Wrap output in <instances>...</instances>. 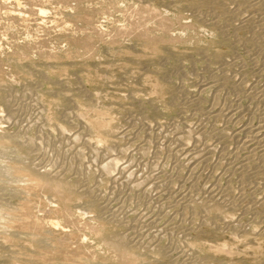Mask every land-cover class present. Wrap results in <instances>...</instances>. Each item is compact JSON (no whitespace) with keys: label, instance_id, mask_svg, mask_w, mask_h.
Masks as SVG:
<instances>
[{"label":"rangeland","instance_id":"rangeland-1","mask_svg":"<svg viewBox=\"0 0 264 264\" xmlns=\"http://www.w3.org/2000/svg\"><path fill=\"white\" fill-rule=\"evenodd\" d=\"M8 1L0 264H264V156L246 143L264 119V0ZM185 147L207 162L192 171ZM214 188L235 206L186 204Z\"/></svg>","mask_w":264,"mask_h":264},{"label":"bare ground","instance_id":"bare-ground-1","mask_svg":"<svg viewBox=\"0 0 264 264\" xmlns=\"http://www.w3.org/2000/svg\"><path fill=\"white\" fill-rule=\"evenodd\" d=\"M10 1V0H9ZM8 1V2H9ZM7 2V1H6ZM263 3H261V5H263L264 4V1H262ZM17 3V5H20V2L19 1H17L16 2ZM3 4V3H2ZM261 5H259V6H261ZM7 11H9V10H7ZM40 12H43L42 10L40 11ZM24 17V16H23ZM205 19V18H204ZM208 19V18H207ZM205 21V20H204ZM208 21V20H207ZM206 23V22H205ZM210 24H213V21H212V19L210 20V22H209ZM239 24V23H238ZM244 27V26H243ZM262 38V37H261ZM260 38V39H261ZM15 62H17L18 64L20 63V62H18V61H15ZM22 64V63H21ZM22 66H23V64H22ZM18 67H19V65H18ZM20 67H21V65H20ZM25 68V67H24ZM164 79V81H166V79L165 78H163ZM217 80V79H216ZM219 81V80H218ZM232 81V80H231ZM224 82H226V80H224ZM217 83V82H216ZM264 83V82H263ZM219 84V83H218ZM229 84V83H228ZM213 85V84H212ZM225 86V85H224ZM244 86V85H243ZM168 87H170L169 85H168ZM211 86H210V84H208V86L207 85H205L204 87H203V91H206V90H208L209 88H210ZM226 87V86H225ZM256 88V87H255ZM264 89V88H263ZM257 90V89H256ZM180 91V90H179ZM262 91V90H261ZM260 91V92H261ZM263 92V91H262ZM71 94V93H70ZM261 95V94H260ZM218 96V95H217ZM262 96H264L263 95V93H262ZM67 97V96H66ZM7 98V97H6ZM3 99L4 100V104H6L7 106H9V108L12 106V104L10 103V101L9 100H7V99ZM60 98H62V96L60 97ZM9 99V98H8ZM63 99L66 101V103L69 101V98H65V97H63ZM260 99V98H259ZM261 100H262V98H261ZM216 102V101H215ZM74 103V102H73ZM219 103V102H218ZM68 104V103H67ZM221 104V103H220ZM15 106V105H14ZM13 106V107H14ZM12 108V107H11ZM15 110V109H14ZM231 110V109H230ZM229 109H227L226 107L224 108V106H221V108H216V106H214V107H212L210 110H209V112H207L208 114H211V113H213V115H215V117H220V118H223V117H227L228 118V122L229 121H231L232 122V120H235V119H233L234 118V116H235V113L237 112H235V113H233V111H230ZM257 111H259L258 109H257ZM12 112V111H11ZM67 112V111H66ZM207 114V115H208ZM264 114V113H263ZM242 115H243V113H242ZM65 116V115H64ZM208 116H210V115H208ZM223 116V117H222ZM252 116H253V114H252ZM263 116V115H262ZM208 118V117H207ZM239 119V118H238ZM209 120V119H208ZM225 120V119H224ZM234 122V121H233ZM235 123V122H234ZM233 123V124H234ZM250 127V126H249ZM257 127V126H256ZM174 128V127H173ZM247 128V127H246ZM193 129V128H192ZM240 130V129H239ZM247 130V129H246ZM249 131V132H248ZM247 131V134L249 133L250 135V137H248L249 138V140L248 141H246V143L247 144H249V147L250 146H253V145H257V148H256V146H254L255 148H254V150H258V149H260V154H262L263 156H264V119H261L260 120V123H259V126L257 127V129H254V130H252V129H249ZM183 134V133H182ZM204 134H206V133H204ZM240 134V133H239ZM186 135H188V134H186ZM185 135V136H186ZM190 135V134H189ZM182 136H184V135H182ZM184 136V137H185ZM22 137V136H21ZM180 137V136H179ZM178 137V138H179ZM200 137V136H199ZM188 138V137H187ZM211 138V137H210ZM248 138H246V139H248ZM219 139V138H218ZM20 140V139H19ZM181 140V138H179L178 140H177V142L175 143V144H179L180 145V141ZM206 140V139H205ZM176 141V140H175ZM17 142V141H16ZM22 143V142H21ZM212 143V142H211ZM244 143V142H243ZM246 144V145H247ZM178 146V145H177ZM181 146V145H180ZM179 146V147H180ZM242 146V145H241ZM240 146V147H241ZM187 147V146H186ZM186 147L185 148H183L182 150H186V153H187V158H188V162H189V165L191 164L192 165V171H193V169H196L199 165H202V164H204L205 162H207V157H205V156H201V155H199V153L198 152H202L203 153V151H206L205 149H203V150H197L196 148L195 149H191V150H189V149H186ZM194 147V146H193ZM192 147V148H193ZM239 147V148H240ZM244 147V146H243ZM245 149V148H244ZM251 150H252V148H251ZM253 150V151H254ZM129 151V150H128ZM211 151V150H210ZM124 152V151H123ZM208 153V152H207ZM203 155H205V154H203ZM246 155V154H245ZM244 155V156H245ZM259 155V154H258ZM30 157V156H29ZM237 157V156H236ZM259 157V156H258ZM261 158V157H260ZM30 159V158H29ZM264 159V158H263ZM237 160V159H236ZM249 160V159H248ZM136 161V160H135ZM240 161V160H239ZM264 162V161H263ZM114 163V162H113ZM116 163V162H115ZM118 163V162H117ZM235 163V162H234ZM244 163V162H243ZM26 164V163H25ZM257 164V163H256ZM34 165V164H33ZM206 165V164H205ZM34 166H36V165H34ZM125 166V165H124ZM207 166V165H206ZM249 166V165H248ZM115 167H118V166H116V164L115 165H113V164H111V167H110V169H114ZM208 167V166H207ZM243 167V166H242ZM245 167V166H244ZM26 168L28 169V171H30L32 174H34L35 176H37V177H39L42 181H44L45 183H47V184H54V183H56L59 187H61V188H64V189H73V187L74 186H72V182L71 183H69L66 179H64V178H62V177H59V174L58 175H54V176H51L52 174H50V172H47V171H41L40 169L39 170H37V169H35L34 167H32L31 165H29V164H26ZM123 168V167H122ZM247 168V167H246ZM255 168V167H254ZM109 169V170H110ZM157 171V170H156ZM236 171V170H235ZM55 173V172H54ZM248 173V172H247ZM246 174V173H245ZM242 175V174H241ZM119 177V176H118ZM167 177V176H166ZM188 180V179H187ZM186 181V180H185ZM167 188V187H166ZM173 190V189H172ZM223 191V190H222ZM221 191V192H222ZM172 192V191H171ZM244 193V192H243ZM225 194H226V192H225ZM94 195V194H93ZM92 195V196H93ZM221 195H223V193H221ZM243 195V194H242ZM254 195V194H253ZM92 196H91V200H92ZM204 196L205 197H203V199L201 200L200 199V201L199 200H197L196 201V198L195 199H193V200H190V199H188V202L186 203V204H188L190 207H195L197 204H201L202 203V205H204V203H208V201H211V202H209V205L211 204V203H213V204H217V205H223V206H228V205H233V206H235V203L234 202H236V201H232V202H230L231 200H230V198H229V200L227 199V198H224V197H222V196H220L217 192H216V188H214V189H212L211 190V192H208V195L206 196L205 194H204ZM94 197V196H93ZM96 198V197H95ZM100 198V197H99ZM181 199H183V198H181ZM186 199V198H185ZM227 199V200H226ZM179 200V199H178ZM190 200V201H189ZM212 204V205H213ZM259 204V203H258ZM201 205V206H202ZM200 206V205H199ZM206 206V205H205ZM205 206H202L203 208H205ZM193 207V208H194ZM208 208H210V207H208ZM209 210V209H208ZM211 211V210H210ZM208 213H210V212H208ZM208 215V214H207ZM142 223V222H141ZM217 226V225H216ZM217 228V227H216ZM243 232V231H242ZM238 233H240V232H238ZM124 235H122V236H114V234L112 235V236H107L106 237V239H107V242H108V244H109V246L110 247H112V248H115V249H117L118 251L120 250V251H128V250H131V249H133L134 247H135V244L133 243V241H131V239L129 240L128 238H125L126 236H124ZM190 236V235H189ZM139 240V239H138ZM38 241V240H37ZM142 242V241H141ZM39 243V242H38ZM220 247V246H219ZM180 253V252H179ZM181 254V253H180ZM187 254V253H186ZM194 255V254H193ZM187 256V255H186ZM182 260H184V259H182ZM188 259H186V261H187ZM200 260V259H199ZM185 261V260H184ZM185 264H197V262L196 261H194V260H192L191 259V261L190 262H187V263H185Z\"/></svg>","mask_w":264,"mask_h":264}]
</instances>
